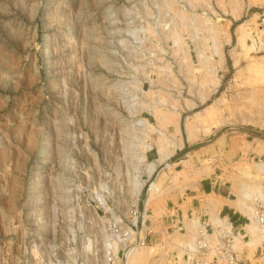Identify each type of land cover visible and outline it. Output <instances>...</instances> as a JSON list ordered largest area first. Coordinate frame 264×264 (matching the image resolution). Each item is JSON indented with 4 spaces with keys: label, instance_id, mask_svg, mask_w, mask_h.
<instances>
[{
    "label": "rangeland",
    "instance_id": "1",
    "mask_svg": "<svg viewBox=\"0 0 264 264\" xmlns=\"http://www.w3.org/2000/svg\"><path fill=\"white\" fill-rule=\"evenodd\" d=\"M262 11L264 0H0V264H105L108 226L147 211L137 264H184L201 183L252 206ZM160 147L175 152L150 176ZM223 202L203 197L201 220ZM241 251V264H264V237Z\"/></svg>",
    "mask_w": 264,
    "mask_h": 264
},
{
    "label": "built area",
    "instance_id": "2",
    "mask_svg": "<svg viewBox=\"0 0 264 264\" xmlns=\"http://www.w3.org/2000/svg\"><path fill=\"white\" fill-rule=\"evenodd\" d=\"M253 41L259 47V51L264 53V11L259 14L258 28L253 36ZM255 198L252 206H244L251 213V216H248L249 223H245L242 229H236L233 220L222 213L215 214L213 217L208 216L203 221L201 217L195 218L193 229L191 228L194 234L193 239L182 245L183 263L241 264L243 262L241 245L247 244L248 242L245 239H250L251 236L249 232L247 235L241 234L243 230H246L245 226L254 223L257 225L259 232L264 234V198L261 195ZM137 212L136 209V214ZM140 215L143 218L142 228H139ZM140 215H136L137 220L123 228H118L116 225L108 226L110 233L116 236V239L110 241V245L105 243L103 260L105 264H123L124 259L127 260L128 255L133 250L146 244L148 235L152 232L151 228H146L145 225L149 215L146 218L144 213ZM143 231H145L144 234ZM113 242H115V245H113ZM87 247L89 248L88 251L91 252L93 248L90 245Z\"/></svg>",
    "mask_w": 264,
    "mask_h": 264
},
{
    "label": "crops",
    "instance_id": "3",
    "mask_svg": "<svg viewBox=\"0 0 264 264\" xmlns=\"http://www.w3.org/2000/svg\"><path fill=\"white\" fill-rule=\"evenodd\" d=\"M200 187L201 188H199V191L197 192V195L194 196V200L192 201V202H194L193 205H195L194 207L196 209L197 214H199L204 219L207 217L206 213L209 212L208 209H209L210 206L208 204V205H206L203 208L201 206V199L203 197H206V196L210 197V194L214 193L215 196H217V199L222 198L223 201H224L223 205L220 206L221 210H222V214L228 215L233 220V222L235 223V227L236 228H238V229H242L243 228L245 223H247V221H248V216L245 215V213L242 212L240 209L236 208L235 206H232L228 202V201L231 200V198H230L231 191L228 190V188H226V187L222 186L221 184H219L218 187H217V185L216 186H214V185L212 186L213 188H216L217 191H216V189L210 191V181L206 182V183H201ZM196 202H197V205H196ZM198 203L200 205H198ZM205 203H207V202H205ZM247 264H253V262L251 261L250 263H247Z\"/></svg>",
    "mask_w": 264,
    "mask_h": 264
},
{
    "label": "bare ground",
    "instance_id": "4",
    "mask_svg": "<svg viewBox=\"0 0 264 264\" xmlns=\"http://www.w3.org/2000/svg\"><path fill=\"white\" fill-rule=\"evenodd\" d=\"M191 137H192V135L189 133V139H191ZM159 150H161V153H160V155H161V157H159V159L157 160V161H155V162H153L150 166V169H148L149 170V175L151 176V174H153V172H155L156 171V168H157V165L158 164H160L161 162H163L166 158H168L169 156H172L173 154H174V150H172L171 152H169V153H167L163 148H159ZM158 163V164H157ZM258 166H259V168H260V170L261 171H264V163H260V164H258ZM136 178H134L135 180L134 181H136V182H134V190H136V192H138L139 191V189L143 186V184L140 182V180H139V177L137 178V176H135ZM141 177V176H140ZM149 178V177H148ZM143 181H145V180H143ZM149 181V180H148ZM144 183V182H143ZM151 184V186H150V189H149V195H150V198L147 200V202H148V204H150V201H151V195H154V192H162L161 191V188L159 187V185L156 183V181H153V182H151L150 183ZM247 188L248 187H246V190L244 191V194L246 195L247 194ZM262 188V187H261ZM262 190H264V189H262ZM260 191L261 193H262V195H263V197H264V193H263V191ZM258 191H259V189H258ZM259 193V192H258ZM261 193L259 194V195H261ZM148 198V197H147ZM100 199V198H99ZM101 200H103L102 198H101ZM100 201V200H99ZM104 201V200H103ZM147 202H146V204H147ZM104 203V202H103ZM100 204H101V202H100ZM147 204V205H148ZM104 205V204H103ZM145 208H146V206H145ZM145 210V209H144ZM245 210H247V209H245L244 208V210L243 211H245ZM246 212V211H245ZM247 213H249V214H251L248 210H247V212H246V214ZM216 215H218V214H216ZM144 216H145V218L148 216L147 215V212H145L144 213ZM134 220H136V219H134ZM252 226V225H251ZM251 229H253L252 230V232H254V231H258V229H257V227L255 226V225H253V227L251 228ZM259 232V231H258ZM258 232H255L254 234H256L255 235V238H252V241H249L247 244L248 245H250L251 247L253 246H256L257 245V243L260 241V239H262L263 237H264V234H262V233H260L259 232V234H258ZM108 243V245H110V242H107ZM112 244V243H111ZM90 245V244H89ZM113 245H115V242H113ZM142 258H143V255H142V253H141V251H140V249L139 248H137V249H135V250H133L129 255H128V257H127V263L128 264H137L140 260H142Z\"/></svg>",
    "mask_w": 264,
    "mask_h": 264
}]
</instances>
